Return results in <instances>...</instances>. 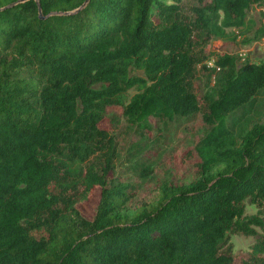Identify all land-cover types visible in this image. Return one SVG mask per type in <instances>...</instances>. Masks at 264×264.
<instances>
[{
    "label": "trees",
    "instance_id": "1",
    "mask_svg": "<svg viewBox=\"0 0 264 264\" xmlns=\"http://www.w3.org/2000/svg\"><path fill=\"white\" fill-rule=\"evenodd\" d=\"M85 1L0 12V264H232L229 232L255 236L244 264H264V118L230 123L264 90V62L224 54L208 68L204 45L262 0H195L194 18L183 0ZM198 65L216 77L205 94ZM113 104L141 128L200 113L199 177L127 210L136 187L113 176L100 125ZM96 192L89 218L80 204Z\"/></svg>",
    "mask_w": 264,
    "mask_h": 264
},
{
    "label": "rangeland",
    "instance_id": "2",
    "mask_svg": "<svg viewBox=\"0 0 264 264\" xmlns=\"http://www.w3.org/2000/svg\"><path fill=\"white\" fill-rule=\"evenodd\" d=\"M194 5H197L195 0H183L184 13L192 18L195 17ZM222 16L220 12L219 20ZM263 27L264 0L254 4L248 11L245 26L229 27L224 37H214L204 44L209 54L205 65L212 68L211 64L215 66L218 57L224 54L234 55L239 64L245 61L264 62V36L260 35ZM208 68L198 65L194 86L200 94H205L216 82L215 73ZM135 73L144 74L143 71ZM136 92L137 88L129 90L128 100ZM123 111L122 105L108 106L106 117L100 125L112 134L116 145L111 171L113 176L136 187V196L128 202L127 210H135L145 202L156 201L159 188L165 182L190 183L199 177L200 158L197 145L209 129L200 113L177 116L167 122L152 117L151 127L141 128L129 121ZM263 118L264 90L255 98L252 108L247 107L237 113L230 119V123L238 131L240 126L261 121ZM99 158L101 157H96L92 161L100 164ZM99 197V193L96 192L90 202L80 204L85 216L89 218L94 216ZM257 212L258 208L247 201L246 214L252 215ZM258 230L263 233L261 229ZM228 239L234 257L232 264H244L252 252L256 237L240 232H229Z\"/></svg>",
    "mask_w": 264,
    "mask_h": 264
},
{
    "label": "water",
    "instance_id": "3",
    "mask_svg": "<svg viewBox=\"0 0 264 264\" xmlns=\"http://www.w3.org/2000/svg\"><path fill=\"white\" fill-rule=\"evenodd\" d=\"M23 1H25V0H19V1H17V2H14V3L8 4V5L4 6V7H1V8H0V12H1L2 10L6 9V8H10V7H12V6H14V5H16V4L20 3V2H23ZM37 2H38V6H39L40 17H41V18H44L45 16L43 15L41 4H40L39 0H37ZM88 2H89V0H86V1L84 2V4H83L80 8L84 7ZM80 8H79V9H80ZM79 9H77V10H79ZM77 10H76V11H77ZM68 13H69V12H68Z\"/></svg>",
    "mask_w": 264,
    "mask_h": 264
},
{
    "label": "built area",
    "instance_id": "4",
    "mask_svg": "<svg viewBox=\"0 0 264 264\" xmlns=\"http://www.w3.org/2000/svg\"><path fill=\"white\" fill-rule=\"evenodd\" d=\"M211 66H214V64H211ZM219 69V68H218Z\"/></svg>",
    "mask_w": 264,
    "mask_h": 264
}]
</instances>
